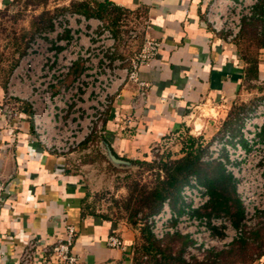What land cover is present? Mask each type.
Segmentation results:
<instances>
[{"label": "crops", "instance_id": "obj_1", "mask_svg": "<svg viewBox=\"0 0 264 264\" xmlns=\"http://www.w3.org/2000/svg\"><path fill=\"white\" fill-rule=\"evenodd\" d=\"M9 1L0 0V6ZM109 1L142 18L140 39L127 47H122L126 34L118 41L120 58L139 49L145 35L159 43L156 55L139 69V78L148 84L143 106L131 108L136 93L131 82L120 84L112 98L99 135L116 157L128 162L146 159L164 136L187 129L196 110L226 116L240 100L248 64L238 42L227 43L210 30L204 18L210 0ZM123 68H118L120 77ZM263 72L259 65L257 77ZM4 103L16 116L6 121L0 113V264H18L31 240L50 247L66 237L68 226L75 230L71 251L78 264H131L137 229L87 210L89 189L82 175L70 171L66 155L42 149L34 138L30 112L23 104L7 101L0 86V108ZM111 234L123 240L124 249L107 245ZM44 258L39 251L32 264H42ZM253 264H264V258Z\"/></svg>", "mask_w": 264, "mask_h": 264}, {"label": "built area", "instance_id": "obj_2", "mask_svg": "<svg viewBox=\"0 0 264 264\" xmlns=\"http://www.w3.org/2000/svg\"><path fill=\"white\" fill-rule=\"evenodd\" d=\"M260 4L263 10L257 13ZM254 17L260 20L259 32H264V0H210L204 12L210 30L227 43L236 42L243 22ZM138 38H141L139 31L129 29L122 47ZM158 49L159 43L145 35L139 49L120 58L118 41L103 21L66 11L54 16L48 28L34 34L9 77L5 98L28 106L34 138L44 151L67 155L92 135L102 132L120 84L135 85L133 110L143 106L148 84L139 78V69ZM76 64L79 65L77 75L62 84ZM121 65H124V75L120 77L117 71ZM0 113L6 121L16 116L8 103L1 106ZM241 121L234 136L229 130L219 128L199 150L200 162L220 163L231 177L242 209L237 226L226 217L197 213L208 205L210 195L196 175L187 177L177 199L165 198L156 212L143 218V224L156 241L166 236L186 237L190 243L182 258L187 262L202 261L211 250L227 249L259 222H264V140H261L264 100L243 114ZM202 128L194 124L188 132L184 129L169 133L151 150L155 153L158 146L167 147L177 141L183 156L187 151L186 140L201 136ZM194 140L195 147L202 144ZM74 238L75 230L68 226L66 237L57 239L50 247H40L38 240H31L18 264H32L39 251L45 257L42 264H78L77 255L71 251ZM107 245L124 249L123 240L115 234L108 237Z\"/></svg>", "mask_w": 264, "mask_h": 264}, {"label": "rangeland", "instance_id": "obj_3", "mask_svg": "<svg viewBox=\"0 0 264 264\" xmlns=\"http://www.w3.org/2000/svg\"><path fill=\"white\" fill-rule=\"evenodd\" d=\"M82 1L88 0H10L7 4L0 6V86L4 90L13 69L25 53L34 34L40 29L48 28L51 19L63 12L70 11L82 14L76 10L77 4ZM114 16L115 13H112L110 18ZM126 16L122 15L120 19L123 20L119 24L121 26L114 28V30L125 31L129 28L139 30L142 25V18L136 19L132 14ZM252 30L253 28L247 27L245 33L241 34L236 42L240 44L241 55L245 62L249 63L246 62L247 68L253 67L251 65L256 63L258 66L261 65L264 71V47L260 46L264 43V38L255 37ZM78 71L79 65L76 64L62 84L65 85L72 81ZM241 88L240 100L238 98L236 104L230 106L226 116H220L216 110L200 109L188 118L190 123L186 132L193 130L194 124L198 128L203 127L201 136L194 138L202 141L198 147H201L205 141L212 137L216 129L222 124V119H225L222 126L224 123L229 125L223 130H229L232 136L238 132L242 122V114L247 113L258 102L264 100V72L261 78H254L253 73L249 77L246 76ZM23 105L29 111L28 106ZM193 133L196 134V132ZM261 140H264V133L261 135ZM239 142L245 146L243 139H240ZM105 147L101 143V135L94 134L85 143L67 154L65 160L70 171L82 175L88 185L87 210L93 209L95 213L106 216L113 221H123L130 225V213L125 206L126 198L133 191V186L137 183L139 189L144 187L148 190L153 188L158 180L164 179L165 172L159 162L182 157L179 150L180 146L176 141L167 147L159 148L158 146V151L155 153L150 150L149 156L144 160L149 164L137 161L129 162V164H114L109 160ZM197 177L199 178V176ZM179 190L174 196L175 199L179 196ZM140 211L143 215H148L146 208H142ZM145 243L146 238L142 228H137V246L141 247ZM168 244L172 246L171 253L175 254L179 242L167 240L164 245ZM139 256L140 254L137 253L136 257Z\"/></svg>", "mask_w": 264, "mask_h": 264}, {"label": "trees", "instance_id": "obj_4", "mask_svg": "<svg viewBox=\"0 0 264 264\" xmlns=\"http://www.w3.org/2000/svg\"><path fill=\"white\" fill-rule=\"evenodd\" d=\"M76 10L86 17H94L103 21L117 41L123 39L130 29H125V31L114 30V28L121 26L119 24L123 20L120 19L122 15L129 16L132 12L109 0L82 1L77 4ZM262 10L263 4L258 5L256 12L260 13ZM112 13H115V16L110 18ZM138 17L137 15L134 18L137 19ZM259 26L260 20L258 18L254 17L249 21H244L241 34L245 33L247 27H251L255 37L264 38V32H259ZM260 46L264 47V43ZM251 66L253 67L246 68V75L249 77L253 73V77L256 78L258 65L253 63ZM228 126L224 123L223 128ZM103 140L107 142L105 139ZM186 142L187 151L182 157L159 162L165 172L164 179L158 180L157 184L148 190L144 187L139 189L136 183L133 186V191L126 198L125 208L130 213V225L134 229L142 228L146 238V243L141 247H138L136 243L130 246L131 264H253L262 260L264 258V222H259L256 227L233 242L227 249L211 250L206 254L204 260L192 262H187L182 258V253L190 243L186 237L166 236L162 241H156L147 226L143 224V218L156 212L165 198L175 199V194L189 175L199 176L200 182L207 188L210 195V202L197 212L199 215L222 216L228 218L234 226L239 224L242 218V209L235 195L231 177L225 173L220 163L200 162L201 153L199 150L201 148L198 145L195 147L196 140L189 138ZM144 160L146 159L137 160V162L149 164ZM142 208L148 210V215L141 213L140 209ZM167 240L179 242L175 254L171 253L172 246L170 244L164 245ZM137 253L141 257H136Z\"/></svg>", "mask_w": 264, "mask_h": 264}, {"label": "water", "instance_id": "obj_5", "mask_svg": "<svg viewBox=\"0 0 264 264\" xmlns=\"http://www.w3.org/2000/svg\"><path fill=\"white\" fill-rule=\"evenodd\" d=\"M108 158L114 164H129L128 161L116 157L109 148H107Z\"/></svg>", "mask_w": 264, "mask_h": 264}]
</instances>
